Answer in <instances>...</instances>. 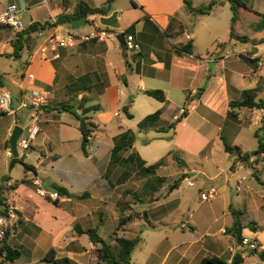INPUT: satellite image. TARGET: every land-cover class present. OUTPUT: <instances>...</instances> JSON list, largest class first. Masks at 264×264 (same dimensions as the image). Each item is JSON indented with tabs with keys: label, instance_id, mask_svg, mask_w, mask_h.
<instances>
[{
	"label": "crops",
	"instance_id": "1",
	"mask_svg": "<svg viewBox=\"0 0 264 264\" xmlns=\"http://www.w3.org/2000/svg\"><path fill=\"white\" fill-rule=\"evenodd\" d=\"M22 1V10L26 12L23 27L26 28L32 22L49 23L60 15H71L80 2L95 8L108 0ZM121 2L110 0L108 4L109 15L117 12L120 29L115 34L126 31L124 35H132L139 45V51L123 49L112 40H91L79 42L71 49L49 52L47 58H44L35 51L38 44L35 37L34 49L27 52L25 59L23 54L20 59L0 57L14 63V73L11 75L0 70V87L7 90L1 77L8 75L6 80L13 92L7 91L12 96L14 107L32 91L42 93L48 103L41 110L37 123L39 131L29 148L36 155L37 165H27L35 170L29 171L30 177L22 179L24 183H20L22 180L13 182L5 172L0 175V191L9 190L12 196H16L19 191L25 194L22 199L25 208L14 222L16 228L23 225V235L18 237L19 244L21 242L22 246L27 241L32 243L36 258L39 259L33 261L35 264L50 248L56 249L58 256L70 258L74 264H95V261H77L76 258L81 256L79 251L87 252L95 246L86 235L76 232V227L90 229L89 224L94 220L93 213L98 209L93 211L85 201L96 193L102 197L98 202L108 206L106 197L110 193H117L121 186H126L138 174L139 177H145L141 191H132L129 187L120 189L117 198L127 202L124 197L142 194L152 184L151 197L148 199H152V203L148 212L136 210L142 211L143 215L133 217L130 205L128 213L121 215L118 212L117 226L122 219L129 221V225L125 222L119 233L122 231L124 234L121 235L127 238L141 239L131 254V264H199L201 259L213 256L229 263L236 253L241 254V264L248 260H254L252 264H259L256 255L249 256L250 250L244 245H237L226 230L232 225L233 212L236 211L240 213L241 225L246 227L242 231L243 238L255 242L258 250L264 249V190L261 186L264 184V152L257 157L253 154L252 163H243L235 154L226 152L224 144L239 147L242 154L255 153L258 150V139L264 144V76L261 75L264 44L255 43L257 40L253 42L254 38L264 35V30L254 34H246L244 31L246 25L261 22L264 15L253 14L249 10L240 11L232 30L230 3L218 0L219 4L210 14L204 15L214 14V27L206 25L204 29H199L193 24L194 15L186 10L183 0H128L124 6ZM10 4H18V0H0V13ZM193 6L196 7L195 4ZM14 31L7 33L2 30L0 54H11L9 41ZM231 33L236 36L231 38ZM108 41L111 43L108 44ZM187 44L192 45V54L178 56L174 53V47L180 48ZM117 47L123 51L124 59L115 51ZM147 90H161L164 100L159 101L146 95ZM244 92L252 93L254 101H261L263 108H230V103L240 101ZM72 99L74 101H71V105L77 108L99 107L98 112L87 114L95 128L90 137L92 145L86 155L81 149L82 134L77 118L71 112L55 110ZM149 99L152 100V109H143L142 105L149 102ZM187 105L190 106L187 115H180L179 110ZM78 112L80 114L81 110ZM154 114L157 116L140 126L146 117ZM29 116L28 109L19 110L15 115L0 111V164L11 161L10 148L7 146L9 137L15 126L28 128L31 124ZM66 116H73L74 120ZM176 116L180 119L175 120ZM23 120H29V123L22 126ZM56 122L61 127H57L54 132L44 130L45 125L50 127ZM134 127L137 132L147 129L154 132L152 145L156 151L152 153V165L159 161L162 164L151 174L141 173L139 159L145 166L149 165L136 149L134 140L131 148L120 151L115 157L111 156L120 135L125 132L133 135L136 131ZM71 128L79 131V154H83L95 169L92 173L76 171L74 176L77 184L64 182V176L59 175L57 181L60 184L53 185L51 190L43 187L46 191H57L54 186L63 187L73 195L63 196L59 200L66 207L62 208L59 203L56 205L53 201L39 198L29 188L31 186L27 185L39 177L40 168L44 169L50 163L54 168L62 164L65 157L75 155L69 146ZM97 131L102 134L100 138H96ZM40 134L42 137L39 138ZM108 135L109 139L103 137ZM172 151L175 154H191L196 161L193 164L177 162L176 171L168 176L164 170L172 164L166 161L174 155ZM130 155H133L132 161L126 162L125 159ZM23 158L19 159L20 162H23ZM74 161L72 168L79 169L80 157ZM174 175L180 178L179 181H173L177 182V189L168 193L171 183L165 193L161 192L166 188V179ZM186 180L193 181L192 187H197L199 195L204 190L216 189L217 198L208 202L218 201L221 204L218 215L214 211L195 219L191 214L176 210V200L172 198ZM72 183L80 187L79 190H73ZM93 186L96 191H93ZM90 187L91 192L87 190ZM82 194L87 196L75 197ZM137 202L145 203L142 198ZM44 204L57 208V211L43 213ZM102 214L103 210H99L98 218L101 219ZM33 219L39 224H32L31 230L27 226ZM142 219L145 220L137 224L136 221ZM251 222L256 231L247 228ZM139 226L146 228L141 231L137 229ZM145 232H152V243L146 249L145 257L141 261H134L136 250L147 246L146 240L139 235ZM113 233L110 242H107L109 244L114 242ZM84 238L85 241H82ZM0 264L3 263L0 261Z\"/></svg>",
	"mask_w": 264,
	"mask_h": 264
},
{
	"label": "rangeland",
	"instance_id": "2",
	"mask_svg": "<svg viewBox=\"0 0 264 264\" xmlns=\"http://www.w3.org/2000/svg\"><path fill=\"white\" fill-rule=\"evenodd\" d=\"M20 1L18 0V4H16L17 8L19 9V13H18V19L20 21V23L22 24V26L25 25V21H26V12H24L22 9V7L20 6ZM128 0H122L121 3H123V6L125 3H127ZM210 1L213 0H192V3L195 4L196 7L198 6H202V5H207ZM214 1H218V0H214ZM221 1H228V0H221ZM240 2H242L247 9L252 12L253 14H260V15H264V0H239ZM226 11V10H225ZM228 14V12H227ZM193 17V24H196L197 27L199 29H204V27L206 25H208L210 28L214 27L213 24V19H215L214 14H211V16H197L194 15ZM201 20H198V19ZM222 19H224V17L222 16ZM199 21V23L197 22ZM190 23V22H189ZM257 22H253L250 23L248 25H246L244 27V31L246 32V34H254L257 33L259 31H263L264 30V17L262 18L261 22H259L258 24H256ZM122 28H124V23H122ZM221 24V23H219ZM221 27V26H220ZM190 28V27H189ZM220 29V28H218ZM90 30V26L86 23L83 26H81L79 29L77 30H70L71 33H74L76 35H81L84 33H88ZM219 31H222V29H220ZM113 34H115V30L113 32ZM35 35H33L32 41H31V45L34 44V39H35ZM107 40H111V39H107ZM257 40V41H255ZM112 41L114 43H116L118 45V42L116 39H112ZM255 41V43H261V45L264 44V35L261 34L258 37L254 38L253 42ZM108 44H110L111 42L108 41ZM248 45H250V43H247ZM217 47V46H216ZM115 51H118L119 56L121 57V59H124V54L123 51H121L118 47L116 48ZM130 52V51H129ZM126 52L125 53H129ZM23 54V59H25V57H27V51L24 50L22 52ZM10 62V63H9ZM11 67V68H10ZM0 70H4V72H7V74L11 75L12 73H14V63L10 60H4V59H0ZM262 70H263V74H261L262 76H264V55L262 57ZM8 75L6 76H2L1 80H2V84L3 86H5L7 88V90L9 92H13V88L11 87V85H9V83L7 82L6 78ZM263 99V98H262ZM149 102H146L142 105L143 109H152V100L149 99ZM194 102V101H192ZM48 104V103H46ZM71 104V102H70ZM188 106V107H187ZM186 107H182L185 108L186 110L189 111L190 106L187 105ZM78 112V111H77ZM140 112V111H139ZM79 113V112H78ZM136 116H138L137 112L135 113ZM68 117L70 120H74L73 116H66ZM29 123L28 121L23 120L22 121V126H25L26 124ZM25 124V125H23ZM57 127H61V125L56 122L55 124H51L50 127H48V125L44 126V130L45 131H49L52 132L53 130H55ZM23 131V136H26L27 134V129L26 127L24 128ZM134 130L135 127H134ZM54 132V131H53ZM111 132V131H110ZM113 132V131H112ZM170 132V130H169ZM69 133L72 135L71 136V142H69V146L71 149V152H73V156H69V157H65L66 160H64L62 162V164H57L53 167V164L50 163V165H47L44 169L40 168V172H39V179L42 182V186L46 189V190H51L53 188V185H58L60 184L57 181V178L59 175L64 176V182H75L77 184V181L75 179L74 173L76 171H85V172H89L94 171L95 167L92 166V164L88 161L85 160V156L83 154H79V146H78V142H77V135L79 134V131L74 130L73 128H71L69 130ZM97 136L96 138H100L102 136L101 132L97 131ZM109 133V132H108ZM152 133L154 134V132L152 131V129H147V130H143L141 132H137L134 131V143H135V147L138 150V152L140 153L141 157L144 158V160L147 162V165H152V153H154L156 151L155 146L152 145ZM173 132H171L172 135ZM75 137H74V136ZM101 135V136H100ZM42 137V134L39 135V138ZM106 139L110 138V135H108V137L103 136ZM102 137V138H103ZM101 138V139H102ZM51 142H49L50 144ZM92 145V142L89 143L88 148H90ZM48 146V144H47ZM81 153V152H80ZM18 154H19V159L24 156L23 158V162L20 163H16L14 164V166L10 169V162H8V164L2 163L0 164V175H2L4 172L7 176V178H10L13 182H19L22 179H26L28 177H30V173L29 171H26L23 167V164H32V165H37V158L35 153L31 150H18ZM171 154H174L173 156H170L169 158L166 159V161L172 162V164L167 165V169L164 170V172H166V174L168 176H172L174 174V172L176 171V167H177V162H181L184 161L185 163H189V164H193L196 159L194 156H192L191 154H182L180 152H178V154H175L174 151H172ZM156 156V153H155ZM76 157L79 158L80 157V168L79 169H73L72 168V161H74V159L76 160ZM165 160V159H164ZM49 164V163H48ZM78 164V163H77ZM179 175H174L173 177H171L170 179H166V188L163 189L161 192L165 193L166 189L168 187V184L173 183V181L178 180L180 178H178ZM145 179V177L142 176H138V174H135L131 180L128 182V184L126 186H121L118 189V192L113 194L110 193V195H108V197H106V201L108 206H104L103 204H101L100 202H98L99 200H101V196L96 195V193H93L94 195L89 198L87 202L93 209V211L95 210V208L98 207V209L96 210V212L93 213V218L94 220H92L89 224L90 228L96 229L97 234L106 242H110L111 240V235L112 233L115 231L116 226H117V218H118V212L121 213V215H124V213H128L130 211V209L128 208V205H130L131 211L130 214L133 217H139L141 214L143 215L142 211H136V210H145V212H148L150 207V204L152 203V199L150 201H148V199H150L151 197V186L152 184H149V186H147L142 192V194H137V195H133V196H127L124 197V200L127 202H122L120 201V199L117 200V198H119V195L121 193V190H123L124 188H130L132 191H136L140 192V187L142 184V181ZM169 181V183H168ZM180 183V182H179ZM193 183V181H192ZM195 183V181H194ZM256 183V182H255ZM27 186H31L29 188L33 189L36 192V187L33 184H28ZM71 186H73V183L71 184ZM262 189L264 190V184L261 185ZM80 187L78 186H73L72 189L73 190H79ZM92 187L88 188L87 190L89 192H91ZM121 189V190H120ZM93 191H96V187L93 186ZM37 194V193H36ZM37 196H39L37 194ZM25 198V194L23 192H20L16 194V196H12L11 191L9 190H1L0 191V213H4L5 211V207L8 208H12L17 216L20 214V211L25 208V202H23L22 199ZM39 198H42L39 196ZM105 198V197H104ZM110 198V201L108 203V200ZM142 198V201H146L145 203H138L137 200ZM45 200H49L44 198ZM175 201V205H176V210H178L179 212H186L187 215L191 214L193 216V218L197 219L200 216H203L205 214H210L212 212H216V214L218 215L220 213L221 210V204H219L218 201H213L211 203L209 202H201L200 198H199V193H198V189L197 187H188L187 184L185 182H183L181 184L180 187H178V191H176L174 193L173 198ZM52 201V200H50ZM134 202H136V204H134ZM60 204V206L62 208H66L64 207L63 203L61 201L58 202ZM103 203V202H102ZM58 204V205H59ZM106 204V203H105ZM66 206V205H65ZM43 213L49 214L51 212L57 211L55 207L51 206V205H47L44 204L43 205ZM69 209L71 210L72 208L69 207ZM68 210V209H67ZM99 210H103V214L101 215V219L98 218L97 213L99 212ZM147 216V215H146ZM43 217H46L43 216ZM127 217V216H126ZM143 218H145V215L143 216ZM17 219V218H16ZM27 220H31L29 218H26ZM40 221V226L42 225V219H38ZM145 219H142L141 221H136L137 224H140L144 221ZM124 221L126 222V219H124ZM186 221V219H185ZM39 224L38 221H34V219L32 220L31 224L29 226H27L29 229L32 228V224ZM129 225V221L126 222ZM126 224V225H127ZM207 226V225H206ZM205 226V227H206ZM22 227L23 225L19 226L16 228V226L13 224V226L9 227L7 229L9 236H8V243L10 246H15L13 248H18L22 251V254L20 256V258L15 261L13 264H35L33 263V261L39 260L37 259V255L35 254L36 251L33 249L32 247V243L31 242H25L23 243V245L21 246V242L19 244V236H22ZM204 227V226H203ZM144 228L146 227H137L138 230L144 231ZM122 229V227H121ZM148 229V228H147ZM32 230V229H31ZM118 234H124L122 231ZM152 232H145V233H139L140 237L144 240H146V244L147 246L145 248H143L142 246L140 248H138L135 252V256H134V261H141L142 258H144L145 256V252L146 249H148V246L152 243ZM85 241V238L82 240ZM88 241V240H86ZM2 240H0V244H1ZM99 246H94L93 249L87 250V252L85 251H79V254L81 255L80 257H76L77 261H96V254H97V248ZM140 250V251H139ZM48 250H46L45 252H47ZM64 251V250H61ZM44 252V254H45ZM42 254V256L44 255ZM40 256V255H39ZM41 256V257H42ZM39 258V257H38ZM223 259H225V257H223ZM248 259H254L252 257H249ZM0 261H2L0 259ZM252 261L254 260H248L246 262H244L243 264H252ZM226 263V262H225ZM257 263H261L259 260L257 261ZM10 264V263H8Z\"/></svg>",
	"mask_w": 264,
	"mask_h": 264
},
{
	"label": "trees",
	"instance_id": "3",
	"mask_svg": "<svg viewBox=\"0 0 264 264\" xmlns=\"http://www.w3.org/2000/svg\"><path fill=\"white\" fill-rule=\"evenodd\" d=\"M110 0L106 1L104 5L100 7H89L83 2H80L75 6L73 9V13L71 15H60L57 17V23L61 25L67 24L69 21L73 19H79L81 17L87 18L90 16L95 17H106L109 14L108 10V4ZM231 6L232 10V18H231V28L234 29V26L236 22L239 19V13L240 11L248 10L247 7L240 2L239 0H228ZM184 6L186 10L193 14V15H208L212 11V9L219 4L218 1H210L207 5H202L198 7H194L192 4V0H183ZM131 4L133 6H136L135 3L131 1ZM49 23H35L32 22L29 26L26 28H23L21 31H14L11 34V40L9 41V44L12 48L11 54H0V57L4 56L6 58H14V59H20L22 56V52L26 50L27 52H30L34 49V44L31 45V41L33 38V35L36 34V32L39 29L44 28V25H48ZM105 29L114 32V30L105 27ZM2 30H5L8 32H12L13 28L7 25H0V34H2ZM123 33H126V31H123ZM236 35L234 33H231V38H234ZM240 38V37H238ZM245 38V37H242ZM174 53L178 56H183L185 54H192V45L187 44L186 46L177 48H173ZM145 94L156 99L159 101L164 100V94L161 90H147L145 91ZM255 97L252 93L244 92L242 94V99L238 102H232L230 103V108L233 107H239V108H263L262 102H255ZM74 101L73 99L65 103L64 105H61L60 107L56 108L55 110L58 111H66L71 112L78 120L79 122V130L82 134V141H81V149L84 155L87 154V147L90 143V137L91 133L93 132L95 125L90 121V117L87 116V114L91 112H98L99 107L97 105L91 106L88 108H77L76 105H71L70 102ZM46 106H42L41 110L45 109ZM78 110H81V113L78 114ZM126 113V108H124ZM187 113L185 112L183 116H186ZM128 118H131V115L127 114ZM156 114L150 115L146 117L141 123L140 126H143L145 123L152 120ZM257 138V134H254ZM133 141V135L129 132H125L120 135L117 143L115 144L111 156L115 157L117 154L127 148H131ZM9 147V145H7ZM224 149L228 153L235 154L237 158L243 162L247 161L253 154L257 157L261 153L264 152V144L258 139V150L255 151V153H244L242 154L240 151V148L237 146H230L227 144H224ZM133 159V155L128 156V158L125 159L127 162H131ZM140 162V170L142 174H151L153 173L161 164L162 161H159L153 165L145 166V163L139 159ZM26 171H34L35 169L27 164H24ZM25 181L22 180L20 183H24ZM17 185V184H15ZM14 185V186H15ZM55 190L59 193L60 197L67 196L71 197L73 196L70 194L65 188L54 186ZM177 189V182H174L172 185H170L167 189V192H172L173 190ZM84 196H87L86 194L82 195H76L77 198H83ZM50 200V199H49ZM54 204L58 205V201H53ZM234 220L232 225L226 230V233L230 235L235 243L239 246H243L242 240L243 235L242 231L246 227L242 226L239 220L240 213L234 211ZM125 224L124 219L119 221L117 228L115 229L113 235H114V242L112 244L107 243L104 241L96 232L95 229H87L82 230L80 227H76V232L79 235H86L90 242H92L94 245L99 246L97 248V254H96V261L95 264H131V254L133 250L136 248V246L140 243L141 239L139 237L135 238H127L123 235L118 234L121 230V227ZM248 225H250L249 228L252 231H256V229L253 227L254 223L251 222ZM9 233L6 231L5 236L2 239V242L0 244V259L3 264L5 263H12L15 260L19 259L22 251L18 248L11 247L8 242ZM250 250V249H249ZM254 251H256V258L264 263V249L258 250L251 249L248 255H253ZM243 262V259L241 257L240 253H236L231 261V264H241ZM37 264H74L73 261L68 257H60L58 256V252L54 248H50L44 256L41 258L39 263ZM199 264H226L222 259L218 257H205L199 261Z\"/></svg>",
	"mask_w": 264,
	"mask_h": 264
},
{
	"label": "built area",
	"instance_id": "4",
	"mask_svg": "<svg viewBox=\"0 0 264 264\" xmlns=\"http://www.w3.org/2000/svg\"><path fill=\"white\" fill-rule=\"evenodd\" d=\"M18 13L19 9L16 5H8L5 10L0 13V25H7L12 27L15 31H21L24 27L18 19ZM86 23L90 26L89 32L76 35L71 33L66 25L57 23V19L55 18L52 19L47 26L44 25V28L36 32L35 36L38 40V44L35 51L44 58H47L49 52L56 51L57 49H71L79 42L91 40L95 42H104L107 39H116V34H113V32L105 29V27L99 24L98 17L90 16L87 18ZM187 38L189 39L190 36H187ZM124 48L126 50L139 51L138 43L135 42L133 36L130 34L124 35ZM12 102L13 99L10 93L6 89L0 87V111L2 113L15 115L19 110H30L29 119L31 124L28 126V132L26 136H23L22 133L16 144L17 150H28L32 140L39 131L37 123L40 118L41 107L46 106V96L44 97L42 93L37 91H32L18 103L17 107H14ZM185 112H188L185 108L179 110L180 115H184ZM174 119L179 120L180 118L176 116ZM253 160L254 158L250 157L243 163H252ZM32 184L36 187V193L42 198L52 201H59L62 198L57 191H46L39 178H34ZM186 184L188 187L193 186L192 181L189 180H186ZM237 190H239L238 187ZM217 196L218 193L216 189L210 188L202 191L199 198L201 202H208L214 200ZM16 218V212L12 208L5 209L4 213H0V240L5 236L7 229L13 226ZM242 244L250 250L257 248L255 242L247 238H243ZM226 264H231V262Z\"/></svg>",
	"mask_w": 264,
	"mask_h": 264
},
{
	"label": "water",
	"instance_id": "5",
	"mask_svg": "<svg viewBox=\"0 0 264 264\" xmlns=\"http://www.w3.org/2000/svg\"><path fill=\"white\" fill-rule=\"evenodd\" d=\"M20 5L21 7L24 6V2L22 0L20 1ZM98 22L101 26L110 28L115 31L120 29V25L117 22V12H112L109 16H106V17H98ZM85 23H86V18L81 17L79 19H73L69 21L66 24V27L70 30H77L81 26H83ZM116 40L118 44L124 49V33L123 32L118 33L116 35ZM22 133H23V129L19 126H15L13 128L11 136L9 137L8 145H9L10 153H11L10 169L14 166V164L20 163L16 144H17V140L22 135ZM255 254H256V251H254L253 255Z\"/></svg>",
	"mask_w": 264,
	"mask_h": 264
}]
</instances>
